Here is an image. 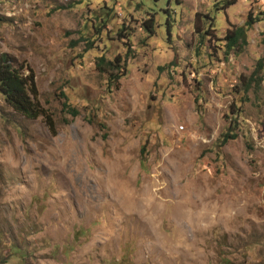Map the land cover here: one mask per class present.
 <instances>
[{"label":"rangeland","instance_id":"rangeland-1","mask_svg":"<svg viewBox=\"0 0 264 264\" xmlns=\"http://www.w3.org/2000/svg\"><path fill=\"white\" fill-rule=\"evenodd\" d=\"M223 1L0 0V54L52 124L0 97V264H264V0ZM125 55L108 87L96 59Z\"/></svg>","mask_w":264,"mask_h":264},{"label":"trees","instance_id":"trees-1","mask_svg":"<svg viewBox=\"0 0 264 264\" xmlns=\"http://www.w3.org/2000/svg\"><path fill=\"white\" fill-rule=\"evenodd\" d=\"M235 0H224L220 5L219 9L226 8L232 5ZM218 4V2H216ZM109 11V8H106ZM214 10H218L217 5L215 4ZM106 15V13H105ZM198 15H196V18ZM212 21L213 18L211 16L201 15L199 23L201 26H195L194 30L195 33L198 34V39L201 43L208 37L209 33L212 31ZM259 21L257 17L248 19L243 23V25L232 28L230 30H226L223 38L221 40L222 48H223V56L227 57L230 53L235 52V50L241 49L242 46L246 44V32L251 26ZM104 23V21H103ZM142 29L147 34H151L154 29V22L152 19L145 20L142 23ZM122 39H125L124 35H121ZM208 39V38H207ZM220 42V43H221ZM218 49H220L218 47ZM130 50V49H129ZM119 56L113 58L112 60H106L103 57H98L96 59L95 68L99 73L107 74L108 75V87L115 85L119 78L125 75V68H124V58ZM262 70V60L259 59L256 61L254 65V69L251 72L248 79H246L245 83L243 84V92L245 93L253 83V87H257L260 81V73ZM36 88L33 79V73L31 69L25 63H18L14 58L11 56L1 53L0 54V97L4 101V103L16 114L22 116L27 120H35L40 118L43 120L46 127L49 129L52 128L51 119L49 114L43 110L36 101ZM245 101V99L243 100ZM63 108L71 115V117H75L77 115L76 110L70 108L65 102L62 103ZM230 114L232 116H236L239 114V109L236 106L234 110L229 108ZM90 123V121L88 120ZM101 129L103 126L98 125ZM219 144L224 145L229 140L235 139V135L232 134L231 130L219 137ZM139 152V167L140 170L146 169L145 159H143V148H141Z\"/></svg>","mask_w":264,"mask_h":264},{"label":"built area","instance_id":"built-area-1","mask_svg":"<svg viewBox=\"0 0 264 264\" xmlns=\"http://www.w3.org/2000/svg\"><path fill=\"white\" fill-rule=\"evenodd\" d=\"M262 19H264V15L262 16Z\"/></svg>","mask_w":264,"mask_h":264}]
</instances>
